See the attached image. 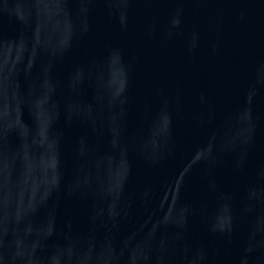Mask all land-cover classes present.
I'll return each mask as SVG.
<instances>
[{
    "label": "water",
    "instance_id": "1",
    "mask_svg": "<svg viewBox=\"0 0 264 264\" xmlns=\"http://www.w3.org/2000/svg\"><path fill=\"white\" fill-rule=\"evenodd\" d=\"M0 264H264V0H0Z\"/></svg>",
    "mask_w": 264,
    "mask_h": 264
}]
</instances>
